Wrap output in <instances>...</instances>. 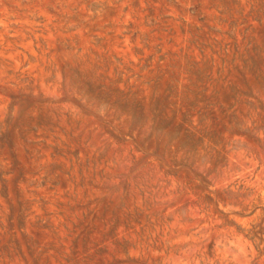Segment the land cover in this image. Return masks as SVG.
<instances>
[{"label": "rangeland", "instance_id": "rangeland-1", "mask_svg": "<svg viewBox=\"0 0 264 264\" xmlns=\"http://www.w3.org/2000/svg\"><path fill=\"white\" fill-rule=\"evenodd\" d=\"M0 264H264V0H0Z\"/></svg>", "mask_w": 264, "mask_h": 264}]
</instances>
